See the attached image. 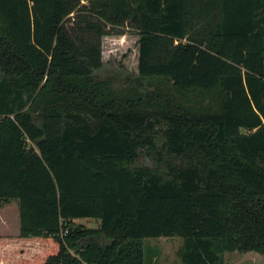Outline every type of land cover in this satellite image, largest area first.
Here are the masks:
<instances>
[{"label":"trees","instance_id":"1","mask_svg":"<svg viewBox=\"0 0 264 264\" xmlns=\"http://www.w3.org/2000/svg\"><path fill=\"white\" fill-rule=\"evenodd\" d=\"M129 33L137 72L101 76ZM10 199L0 264H146L173 236L182 264H264V0H0Z\"/></svg>","mask_w":264,"mask_h":264},{"label":"rangeland","instance_id":"2","mask_svg":"<svg viewBox=\"0 0 264 264\" xmlns=\"http://www.w3.org/2000/svg\"><path fill=\"white\" fill-rule=\"evenodd\" d=\"M67 25H72V20L67 22ZM137 36L129 33L126 35H109L104 37L103 40V59L106 62L105 70L99 73L101 76L116 75L115 65L120 70H126L128 72H137ZM145 164L151 165L153 162L144 159ZM17 204V201L14 200ZM15 203L11 202L0 208V236L1 235H19L13 233L12 226L15 227L17 221V232L20 228V215L19 208L17 207V215L14 210ZM8 209V210H7ZM16 209V208H15ZM3 215L1 216V213ZM13 217V219H11ZM17 217V219H16ZM11 219L12 223H9L10 230H8L4 223ZM78 223H82L88 227H97L99 220L94 218H77ZM183 243V239L179 236L173 237H148L144 240V252L146 264H151L154 256H158V264H175L179 261L177 251ZM226 264H252L254 260L243 259V254L239 251L227 252L224 256ZM264 263V258L259 259ZM174 262V263H173ZM256 263V262H255Z\"/></svg>","mask_w":264,"mask_h":264},{"label":"crops","instance_id":"3","mask_svg":"<svg viewBox=\"0 0 264 264\" xmlns=\"http://www.w3.org/2000/svg\"><path fill=\"white\" fill-rule=\"evenodd\" d=\"M14 200L17 201V204L15 203ZM11 202L15 203V206H16V207H15L16 209L14 208V210H15L14 213H16V215H17V207H18V208H19V215H20V204H19V201H18L17 199H10L9 202L5 203V204H4L3 206H1L0 208H3L5 205L10 204ZM7 210H8V209H7ZM2 215H3V212L1 213V216H2ZM11 219H13V217H12ZM11 219H9L7 222L4 223L5 227H6L8 230H10L9 223H12ZM16 219H17V217H16ZM74 221H75L76 223H78L77 220L74 219ZM1 224H3V223H1V221H0V226H1ZM20 227H21V217H20ZM11 228H12L11 231H13V233L20 234V228H19V232H17V221H16V225H15V227L12 226ZM178 258H179V257H178ZM250 259H251V260H254V262H252V264H256V263H255L256 261H255L254 258H250ZM248 260H249V259H248ZM157 261H158V256H154L153 261L151 262V264H158ZM173 263H174V262H173ZM175 264H182V263H181V261H180V259H179V261L176 262Z\"/></svg>","mask_w":264,"mask_h":264}]
</instances>
